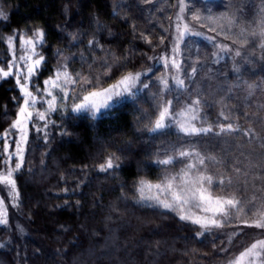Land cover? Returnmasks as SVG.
<instances>
[{"label": "trees", "instance_id": "1", "mask_svg": "<svg viewBox=\"0 0 264 264\" xmlns=\"http://www.w3.org/2000/svg\"><path fill=\"white\" fill-rule=\"evenodd\" d=\"M2 1L10 8L5 32H44L43 61L30 88L38 97L36 110L48 118L40 121L34 114L29 123L23 166L14 173L19 196L8 202V224L0 225V264H226L230 245L224 228L197 236L198 226L138 202V181L155 183L165 174L157 164L163 158L160 140L144 130L138 97L95 116L74 113V103H66L92 85L69 83V99L58 98L57 110L41 102L51 99L45 82L58 69L100 77L104 87L127 73L157 78L171 44L148 23L146 7L138 0ZM237 74L227 59L214 69L202 66L197 78L216 85L217 96L225 98ZM22 100L14 77L0 81V171L7 168V143L15 148L11 126ZM231 124L232 132L213 138H226L235 148L243 142L244 122ZM256 140L248 138L249 144ZM112 156L119 167L100 171Z\"/></svg>", "mask_w": 264, "mask_h": 264}, {"label": "snow or ice", "instance_id": "2", "mask_svg": "<svg viewBox=\"0 0 264 264\" xmlns=\"http://www.w3.org/2000/svg\"><path fill=\"white\" fill-rule=\"evenodd\" d=\"M180 9L177 13L176 30V44L173 47V55L162 57L165 67H171L176 70L178 75L173 77V81L177 89H185V80L181 78V62L177 57L180 52V44L184 42L185 36H203V33L196 31L189 27L188 23H184V13L188 5L192 4V0H179ZM0 18H5L0 13ZM189 21H196L201 28L207 27L208 31L216 32L217 35H223L226 39L231 37H238L233 39V43H239L243 48L250 43V39L256 41L261 49H264V0H260V5L255 7L251 17H244L243 14L239 18L235 14L229 15L227 13L217 16L207 15L201 16L195 8L191 10L188 16ZM239 29L238 32L232 29ZM208 39H212L208 37ZM44 32L42 30L35 33L34 38L24 39L22 47L27 53L21 55L19 60L24 63L26 71L15 76V82L19 86L22 94V106L18 105V118L12 124V129H15L19 134V143L16 145L14 155L17 162L12 167H7L6 172H0V185L5 186V190L11 194V200L18 199L19 192L17 189V182L14 173L22 166L24 161V144L27 142V126L28 122L32 120L34 114L40 121H46L47 115L45 111L36 110L38 103L37 96L29 89V82L31 77L35 74L36 69L43 61V56L36 52V44L43 42ZM9 47H12L13 41L9 37ZM220 51H232L227 45H217ZM236 56H240L239 49L235 51ZM37 57L33 60V57ZM16 67L18 71L19 66L14 58L11 63L7 65L8 70L0 67V76L8 78L13 76L12 68ZM106 71H110L107 69ZM195 73V68L192 69ZM141 73H127L122 75L115 83H109L107 87L101 84L100 77L89 79L81 76L80 73L75 75L70 74L65 69H58L56 78L54 80L46 81V85L56 88L58 93L62 95H54L52 91H47V96L50 100L41 101L48 105L49 111L57 110V99L61 101L68 98L70 91L69 83L71 85H92L91 89L83 88L79 93L78 102L74 103L71 111L74 113H89L95 116L101 110H111L115 104L123 102L124 98L134 99L136 97L137 85L142 89L149 88L148 81L141 80ZM63 78V79H61ZM161 90L156 94V103L154 105V118L149 117L148 124L145 125L147 130L151 133H166V129L175 128L177 132L186 137L206 136L213 131L209 126H197L195 121L201 118L199 113L201 111V100H189L182 108L176 109L173 105L172 99H165L164 93L170 91V85L167 78H158ZM23 81V82H22ZM39 91V89H37ZM75 97V93H74ZM177 103L180 102L181 97H175ZM224 116V113H221ZM224 119H228L224 116ZM219 131L216 135L223 133H230L234 130V125L229 123L225 125H218ZM37 131L42 129L37 128ZM9 135L4 133V137ZM188 143H192L189 141ZM196 143H199L197 141ZM7 150V147H6ZM12 159V154H9L8 160ZM179 159L182 166L179 171L168 167L174 164ZM118 158L115 156L109 157L105 163L100 166V171H108L110 169L118 168ZM219 164L214 156L202 154L196 149L179 148L172 155H166V158L157 160L158 165L165 166L166 175L158 177L157 182L141 179L137 183L138 202L149 207L163 209L168 212L175 213L181 221L191 223L198 226L197 236H203L205 232H209L215 228H222L229 223L233 218L248 227L256 229H264V179H261V185L256 187L255 183H251L253 195L247 199H241L236 195L237 189L233 185L231 177L220 175L214 177L208 171V165ZM7 164V162H5ZM237 175L240 169L233 170ZM248 173H245L247 176ZM264 177V173H262ZM250 181L246 180L247 185ZM247 191V188L245 189ZM247 209V211H246ZM8 224V213L5 207L3 198H0V225ZM228 264H264V239H256L250 246L246 247L239 255L228 260Z\"/></svg>", "mask_w": 264, "mask_h": 264}, {"label": "rangeland", "instance_id": "3", "mask_svg": "<svg viewBox=\"0 0 264 264\" xmlns=\"http://www.w3.org/2000/svg\"><path fill=\"white\" fill-rule=\"evenodd\" d=\"M141 5L145 6L149 11L148 23L152 25L154 29L160 30L162 34L169 37L170 50L169 55H173V47L176 44V30L175 26L177 23V13L180 9L179 0H138ZM187 3V0H186ZM255 7L260 5V0H192V4L188 5L184 13V23H188L189 27L194 28L196 31L203 33V36H185V40L180 44V52L177 57L178 61L181 62V72L179 75L185 80V89H177L173 81V77L178 75L174 68L165 67L163 62V71L158 75L157 78H151L142 73L141 80L149 82L148 89H142L137 85L136 97L139 99L141 111L144 115L143 128L144 130L153 135H157L159 138V150L163 158L166 155H172L177 149H196L202 154L214 156L219 164L208 165V171L218 177L220 175L229 176L233 181V185L237 189L236 195L241 199H247L253 195L251 183H255L256 187L259 188L261 185L262 173H264V49L259 47V44L250 39V43L245 47L241 48L239 43H233V39H239L238 37L225 38L223 35H217L216 32L208 31L207 27L201 28L199 23L196 21H189L188 16L193 8L196 12H199L201 16H217L222 14H235L237 18L244 15L248 18L253 15ZM10 8L6 6L2 0H0V13L5 18H0V67L8 70L7 65L12 62L15 58L19 66V70L16 67L12 68L13 76L15 79L16 75L26 71L24 63L19 60L21 55H26L22 42L27 38H34L35 33L29 35L17 33L5 32V23L8 19ZM234 32H238L239 29H232ZM12 38V47H9L8 40ZM211 37L212 39H208ZM42 42L36 44V52L41 56L39 47ZM227 45L232 51H220L217 45ZM239 49L241 52L240 56L235 55V51ZM163 56V57H164ZM37 57H33L35 60ZM231 60L232 63L237 67L239 74L238 80L236 78L232 83L233 88L230 89L227 97H218L216 93V85L211 87L204 83V80L200 77L197 78V72L202 66L214 69L217 64L222 61ZM41 64L38 66V68ZM37 68V69H38ZM195 68V73H192V69ZM36 69V70H37ZM36 72V71H35ZM259 72V75H258ZM237 74V75H238ZM236 75V77H237ZM258 75L259 77L255 78ZM167 78L170 85V91L164 93L165 99H172L174 108L180 109L189 100H195L199 98L201 100L200 105V120L194 123L197 126H211L213 131L206 136L197 137H186L183 134L176 131L175 128L166 129V133H151L147 130L145 125L148 124L149 117L154 118L153 113L155 111L154 105L156 103V94L161 90L158 78ZM243 77V78H242ZM56 78V74L52 79ZM4 79L0 76V81ZM63 79V78H61ZM32 80V77H31ZM30 80V82H31ZM236 81V82H235ZM241 81V82H240ZM23 82V81H22ZM29 82V89L30 88ZM32 91V90H31ZM47 91H52L54 95H62L58 93L56 88H52L45 84V95L47 98ZM179 95L181 100L177 103L175 97ZM70 93L68 94L69 99ZM130 99L135 102V99ZM71 98V97H70ZM73 98V99H72ZM71 100L64 99L66 107H71L75 102H78L76 97L72 96ZM128 99V98H124ZM38 100V97H37ZM37 106V105H36ZM104 111L103 109L101 112ZM228 119H224V116ZM89 114V113H88ZM99 114V113H97ZM96 114V115H97ZM18 118V117H17ZM244 122V128L241 127L244 135L242 143L238 144L237 147L232 148L231 143H227L226 138L218 141L214 140L213 135L219 131L214 129L218 125H227L231 121ZM29 123L27 128H29ZM237 125L235 126V128ZM238 128V127H237ZM16 133V145L19 143V134L15 129H12ZM29 130V129H28ZM27 130V136H28ZM259 138L254 144H249L248 138ZM248 137V138H246ZM192 141V143H188ZM199 141V143H196ZM7 167L14 168L17 158L14 155L15 148L13 151L10 150V145L7 143ZM26 144H24L25 153ZM9 154H12V159L8 160ZM162 158V159H163ZM182 166L179 159H177L173 165L168 166L175 171H179ZM165 167V166H164ZM239 168L241 171L237 175L233 170ZM165 170V168H164ZM6 172V168L4 171ZM245 173H248L245 176ZM166 175V171L165 174ZM248 180L250 183L247 185L245 181ZM247 188V191L245 189ZM0 198L4 199L5 207L7 208L8 202L15 201L11 200V194L5 190V186L0 185ZM247 211V209H246ZM223 230L224 238L228 239V251L226 264L228 260L239 255L246 247L250 246L256 239H264V229H256L254 227H248L247 225L236 221L234 218L227 224H225ZM218 231L221 228H215ZM214 230V229H212Z\"/></svg>", "mask_w": 264, "mask_h": 264}]
</instances>
